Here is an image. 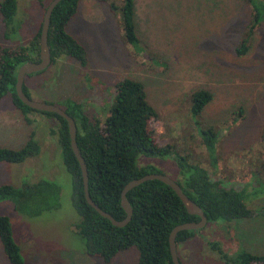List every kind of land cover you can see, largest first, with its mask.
<instances>
[{"label":"rangeland","instance_id":"374dc122","mask_svg":"<svg viewBox=\"0 0 264 264\" xmlns=\"http://www.w3.org/2000/svg\"><path fill=\"white\" fill-rule=\"evenodd\" d=\"M49 1L17 0L14 31L5 34L0 18V46L27 44ZM133 2L139 41L134 48L123 41L119 0H80L66 30L84 49L85 66L61 57L44 71L26 76L23 82L29 99L58 107L69 99L103 120L113 103L115 83L135 79L157 112L151 128L157 143L168 148V160L173 155L186 157L223 188L255 193V198L244 201L246 207L264 205V0H256L261 9L259 24L251 32L248 22L253 14L244 0ZM109 3L117 8L110 10ZM240 44L245 49L236 54ZM199 89L210 92L212 99L192 119L189 98ZM28 116L32 121L26 123L9 95L0 99V148L19 149L30 139L39 147L37 156L20 164L0 163V185L21 189L49 183L54 186L52 194H45L46 200L37 198L34 209H46L55 202L58 207L32 216L23 211L21 200L18 207L11 200L0 201V215L9 219L22 264H136L135 248L118 253L107 263L84 253L75 234L71 177L61 163L55 122L42 114ZM207 128L216 134L212 153L199 139L198 130ZM166 158L138 156L136 165L147 163L168 176L173 168ZM36 189L43 188L31 189L34 197L43 192ZM231 225L235 240L219 222L175 244L180 263L221 264L210 249L213 242L229 250L226 253L231 257L239 249L264 255V216L235 220ZM0 264H9L1 247Z\"/></svg>","mask_w":264,"mask_h":264},{"label":"trees","instance_id":"16d2710c","mask_svg":"<svg viewBox=\"0 0 264 264\" xmlns=\"http://www.w3.org/2000/svg\"><path fill=\"white\" fill-rule=\"evenodd\" d=\"M16 1H0V18L5 26V34L13 30ZM97 1L109 2V0ZM244 1L251 6L253 14L248 22V32H251V28L259 24L258 10L261 9L256 7V0ZM79 2L80 0H60L51 12L47 30L50 64L61 57L71 58L81 66L86 64L84 49L66 30L67 25L76 15ZM118 6L123 41L134 48L139 44L133 25L134 2L119 0ZM108 7L113 11L117 8L111 3ZM39 32L40 26L33 38L25 45L0 46V99L9 95L12 105L19 110L26 123L32 121L28 116L31 113L42 114L55 122L56 145L61 163L71 177V206L77 216L74 225L75 234L83 246L84 253L107 263L118 253L135 248L136 264H172L167 243L170 231L179 224L197 222L198 217L186 213L169 187L151 180L132 188L125 194L132 210L131 218L122 228L112 226L84 200L81 174L69 145L65 120L52 113L31 110L16 97L14 84L18 68L26 62L38 60ZM7 36L5 35V38ZM244 49V45L240 44V47L235 49V53L240 54ZM22 92L29 98L24 82ZM211 99V93L206 90L199 89L193 92L189 98V117L192 119L198 117ZM59 107L75 124V142L86 167L87 193L90 200L112 219L121 221L125 214L120 207L119 199L124 185L146 174L166 175L147 163L137 166V157L141 156L144 160L145 158L163 160L162 158L170 155L168 148L159 145L153 135L151 124L157 119V112L147 102L141 82L123 78L115 83L113 103L103 120H100L96 114H88L82 103L69 99L63 100ZM198 132L201 144L207 152L212 153L215 132L212 128L199 129ZM38 153V145L30 139L19 149L0 148V163L20 164L27 158L37 156ZM169 159L166 158L165 161L169 162L173 169H168L172 172L168 173V176L170 175L181 192L199 207L207 221L205 226L220 222L226 226L230 239L235 240L234 228L231 225L233 221L264 216V205L256 209L245 206L244 201L250 196L255 198V193L248 194L244 189L237 191L223 188L219 181L210 179L204 168L190 163L186 157L173 155ZM35 188H43L38 189L43 192H39L34 197L31 189L35 190ZM52 189L54 186L46 182L34 188L25 186L21 189L0 185V201L11 200L18 207L21 200L25 209L23 211L28 215L37 216L41 210L49 211L58 207V203L55 202L46 209H34L41 199L46 200L45 194H52ZM201 229L178 232L175 236V244L191 240ZM209 246L216 252L221 264H264V255L239 249L236 255L231 257L226 253L229 250H222L215 242L210 243ZM0 247L9 264H22L19 247L12 237L9 219L3 215H0Z\"/></svg>","mask_w":264,"mask_h":264},{"label":"water","instance_id":"95a60500","mask_svg":"<svg viewBox=\"0 0 264 264\" xmlns=\"http://www.w3.org/2000/svg\"><path fill=\"white\" fill-rule=\"evenodd\" d=\"M60 0H50L44 10L41 24H40V32H39V39H38V60L36 62H26L22 64L17 72L15 77V84H14V93L18 100L28 107L31 110H35L38 112H45V113H52L59 117H61L63 120H65L67 125V130L69 134V145L71 148V151L78 163L81 179H82V186H83V196L86 204L90 206L99 216L105 218L110 222V224L117 228L124 227L130 220L132 215V210L126 201L125 194L130 191L132 188L146 182L155 180L158 182H161L165 186L169 187L175 196L179 199L180 203L184 207L187 214L192 216H197L198 221L197 222H188L179 224L172 228L170 231L167 243H168V251L170 255V260L172 264H180L177 258L176 254V247H175V236L178 232L181 231H196L201 228H203L206 225V218L204 217L203 213L199 209L198 206H196L190 199H188L180 190L178 185L168 176L163 174H146L142 176L141 178H138L136 180H132L124 185L120 192V199L119 204L121 209L123 210L125 217L121 221H115L110 217L108 214L101 211L89 198L87 193V173H86V167L84 164V161L77 149L76 142H75V124L73 120L58 106L43 103V102H37L29 99L24 95L22 92V84L24 81V78L30 74L39 73L43 70H45L49 64H50V53L47 46V30L49 26V19L51 12L53 8L56 6V4Z\"/></svg>","mask_w":264,"mask_h":264},{"label":"flooded vegetation","instance_id":"af4514ba","mask_svg":"<svg viewBox=\"0 0 264 264\" xmlns=\"http://www.w3.org/2000/svg\"><path fill=\"white\" fill-rule=\"evenodd\" d=\"M44 71V70H43ZM34 74H37V73H34ZM30 75H33V74H30ZM29 76V75H28Z\"/></svg>","mask_w":264,"mask_h":264}]
</instances>
